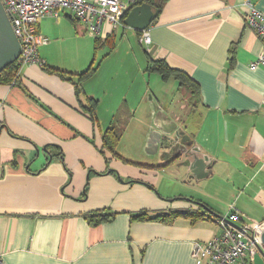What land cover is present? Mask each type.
Returning a JSON list of instances; mask_svg holds the SVG:
<instances>
[{
    "label": "crops",
    "instance_id": "crops-1",
    "mask_svg": "<svg viewBox=\"0 0 264 264\" xmlns=\"http://www.w3.org/2000/svg\"><path fill=\"white\" fill-rule=\"evenodd\" d=\"M245 1L264 14V0H167L146 30L149 44L123 21L99 37L84 35L68 14L38 22L48 40L37 49L44 64L22 65L17 84L0 85L4 264H196L192 244L218 235V219L131 222L130 215L197 210L198 202L222 217L234 208L244 221H264V66L250 69L264 50L245 24ZM65 24L93 45L67 57L48 39ZM95 38H107L112 50L94 51ZM148 58L187 75L196 100L174 79H152ZM92 61L97 69L78 97L70 81L44 70L79 74ZM173 122L208 157L206 178L196 181L153 152L152 134ZM110 126L122 131L116 152L127 162L101 151ZM103 209L115 218L97 226L84 219Z\"/></svg>",
    "mask_w": 264,
    "mask_h": 264
},
{
    "label": "built area",
    "instance_id": "built-area-1",
    "mask_svg": "<svg viewBox=\"0 0 264 264\" xmlns=\"http://www.w3.org/2000/svg\"><path fill=\"white\" fill-rule=\"evenodd\" d=\"M141 0H0L9 17L14 35L21 45V64L44 62L38 57L37 49L46 45L48 40L38 31V20L45 16L58 19L68 14L84 25L85 31L95 37L103 33V28L120 25L127 13ZM245 24L261 40L264 50V14L249 1ZM141 43L149 44L150 37L146 30L141 32ZM264 66V51L250 64V69ZM236 224L234 228L223 220H218L220 233L208 241L194 242L191 257L196 264H253L254 255L263 249L260 235L264 231V221H244L240 213L231 208L224 216ZM248 256V258H247ZM0 264H4L0 256Z\"/></svg>",
    "mask_w": 264,
    "mask_h": 264
},
{
    "label": "trees",
    "instance_id": "trees-1",
    "mask_svg": "<svg viewBox=\"0 0 264 264\" xmlns=\"http://www.w3.org/2000/svg\"><path fill=\"white\" fill-rule=\"evenodd\" d=\"M167 0H141L137 3L140 4H147L151 7L153 11H161L163 5ZM94 51L98 50L99 48L105 47L108 45L109 50H112L113 44H110V41L106 38L104 41H101L98 38H95L94 42ZM21 62L16 61L10 65H8L5 69L0 72V85H11L17 84L19 78V72L21 69ZM146 71L149 74H157L160 77L159 80L162 82H167L170 79H174L178 81L179 88L183 89L185 95L188 97V101L196 100L198 95V87L197 85L184 73L174 70L170 68L163 60H152L148 58V63L146 67ZM97 69V64L94 61L83 70V72L79 74H72L68 73L53 67H44L45 72L50 75L58 76L62 80L70 81L71 84L75 87V96H79L80 94V84L84 82L87 78L91 77L93 73ZM89 107H85L88 112L89 118L94 121V109L96 108V102L92 99H89ZM121 132L119 129L115 128L114 126H110L106 129L102 137V148L101 151H106L111 155L113 158H117L127 162L126 160L122 159L116 152V147L121 138ZM59 158L62 160V154L59 153ZM116 214L111 212L109 209H103L100 211H95L92 213H88L84 215V219L90 224L91 226H97L104 222H110L115 218ZM178 218H183L189 220L191 224H195L200 221L206 220H213L211 215H209L206 211L198 208L197 210H187L183 212L177 211H167L159 214H149L146 211H140L135 214L130 215L131 222L134 221H146V222H173Z\"/></svg>",
    "mask_w": 264,
    "mask_h": 264
},
{
    "label": "water",
    "instance_id": "water-1",
    "mask_svg": "<svg viewBox=\"0 0 264 264\" xmlns=\"http://www.w3.org/2000/svg\"><path fill=\"white\" fill-rule=\"evenodd\" d=\"M158 14L159 11H153L147 4L136 5L123 19V25L131 30L142 32L149 28ZM20 47V42L12 31L9 17L0 2V72L8 65L21 61ZM151 143H154L153 152H159L160 159L168 164L178 162L175 167L188 170L192 179L197 181L210 175L211 165H209L208 157L200 155L199 149L193 145L190 136L185 134V129L177 123L173 122L167 128H161L160 133L152 134ZM43 152L47 153L46 149H43ZM111 170L109 169L108 172ZM195 204L212 217L238 228L236 224L209 210L202 203L195 202ZM260 241L264 247V231L260 235ZM259 251L263 250L260 248Z\"/></svg>",
    "mask_w": 264,
    "mask_h": 264
},
{
    "label": "rangeland",
    "instance_id": "rangeland-1",
    "mask_svg": "<svg viewBox=\"0 0 264 264\" xmlns=\"http://www.w3.org/2000/svg\"><path fill=\"white\" fill-rule=\"evenodd\" d=\"M41 19L42 18H40L38 22H40ZM69 25L70 24H65L63 26V28L52 32V34H50V36L48 37V39L51 40L50 41L51 43L54 41V45H60L59 47H60L61 51L64 50L67 57L73 55L78 50L80 45H93L92 44L93 39L91 40V42L89 44H88L87 40H82V39L76 40L75 39V29L73 28L72 25L71 26H69ZM83 33H84V35L88 36L87 32L84 31ZM61 45H62V48H61ZM103 54L104 53L102 50L97 51V55L95 57L96 60L100 59ZM68 66H70V65H68ZM67 68H71V69L73 68L72 70H76V69H74L75 67H67ZM77 68H81V67H77ZM150 76H151V78L155 77L154 79L159 80L157 74H151ZM158 83H159L158 85H162L160 81ZM150 86H151L152 90H153V88H155V84L154 85L151 84ZM224 212L225 211H222V213H224ZM262 250L263 251H261V252L257 251L253 264H264V248Z\"/></svg>",
    "mask_w": 264,
    "mask_h": 264
}]
</instances>
